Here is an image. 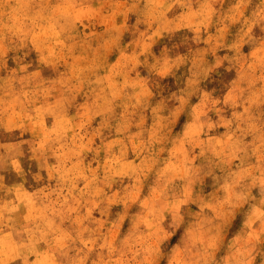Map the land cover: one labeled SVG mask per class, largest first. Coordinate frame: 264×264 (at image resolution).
<instances>
[{"label":"rangeland","instance_id":"1","mask_svg":"<svg viewBox=\"0 0 264 264\" xmlns=\"http://www.w3.org/2000/svg\"><path fill=\"white\" fill-rule=\"evenodd\" d=\"M0 264H264V0H0Z\"/></svg>","mask_w":264,"mask_h":264},{"label":"bare ground","instance_id":"2","mask_svg":"<svg viewBox=\"0 0 264 264\" xmlns=\"http://www.w3.org/2000/svg\"><path fill=\"white\" fill-rule=\"evenodd\" d=\"M260 7V6H259ZM181 13V12H180ZM52 107V106H51ZM61 108V107H60ZM39 126V125H38ZM41 130V129H40ZM50 148V147H49ZM13 158V157H12ZM76 164V163H75ZM62 167V166H61ZM81 170V169H80ZM109 170V169H108ZM90 178H91V176H90ZM95 192V191H94ZM4 209V208H3ZM21 215V214H20ZM8 220V219H7ZM47 230V229H46ZM24 231V230H23ZM55 232V231H54ZM44 237V236H43ZM45 255V254H44ZM11 256V255H10ZM8 258V257H7ZM40 261H42V260H40Z\"/></svg>","mask_w":264,"mask_h":264}]
</instances>
